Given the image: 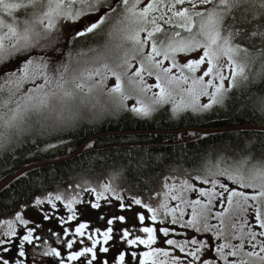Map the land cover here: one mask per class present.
Returning <instances> with one entry per match:
<instances>
[{
	"label": "snow or ice",
	"instance_id": "1",
	"mask_svg": "<svg viewBox=\"0 0 264 264\" xmlns=\"http://www.w3.org/2000/svg\"><path fill=\"white\" fill-rule=\"evenodd\" d=\"M185 3L191 5V12L188 8L176 9V5ZM141 4L142 0H0V13L4 14L0 16V29H7L0 34V72L4 73V85L8 86L7 98L0 99V108L4 109L0 112V144L28 131L31 127L28 122L33 116L42 127L60 128L84 118L87 112L97 108H124L142 117L150 116L157 106L169 102H173L174 114L189 108L194 112L208 110L223 102L225 93L237 84L238 79H249L247 61L239 59L241 52L246 57L249 56V49L237 41L257 36L264 40V31L249 32L245 26L253 21L264 20V0H173L166 5L171 16L164 22L173 28L182 29L188 35L182 36L181 31H175L159 42L156 35L164 29L157 20L163 19L164 12H161L160 17L152 15L161 11L157 0H148L143 6ZM201 8L202 10H197ZM17 10L25 13L22 27L21 21L13 15ZM85 17L88 19L80 24ZM173 18L178 22L173 24ZM68 21L78 25L76 36L95 33L101 26L113 21L107 33L110 40L117 41L112 48L107 49L113 55L109 57L106 53H100L89 61L92 67L72 69L71 74L69 66L61 64L50 75L49 63L43 56L34 58L33 53L36 49L53 48L58 43V38L53 40L52 33L58 32ZM141 33L145 35L142 36ZM124 44H130L131 49H124V55L120 56L118 52L124 48ZM149 44L150 51L145 52V46ZM258 52L264 56V49H259ZM190 53H196L198 58L178 62V55L183 54L186 58ZM109 59L111 63L108 62ZM225 59L226 64L223 63ZM133 60L137 61L139 67L133 69ZM164 61H169V66L165 67ZM14 64L17 67L12 70L11 66ZM225 67L228 69L227 77L224 75ZM173 69L178 74H174ZM144 73L150 77L155 76V83L147 84ZM95 77L100 79H94ZM110 77H114V83L107 87L106 81ZM225 80L229 82L227 89ZM26 83H31L33 87L22 91ZM149 92L152 95L146 101L142 96ZM182 94L189 97L187 102ZM177 95H180L179 103L174 100ZM201 96H207L208 103L201 104ZM133 99L135 103L129 109L127 102ZM258 104L260 110L264 111V97L258 98ZM221 164L224 166L221 167ZM210 171L213 177L210 181L194 177L202 184L211 183L210 189L195 188L187 180L181 181L180 185L182 191H194L200 197L207 198V204L199 199L186 200L182 196L171 195V199L180 200L182 204L191 207V216L187 220H184V210L179 204L169 208L167 203L162 202L159 208H154L135 195L125 198L111 182L101 183L99 191L95 187L84 188L85 192L94 195V200L90 201H83L78 196L65 199L59 193H49L43 199L37 197L34 201L36 207L48 204L56 209V201L64 204L69 215L66 219L63 216L59 218L62 225L77 221L78 213L85 215L90 209L120 210L119 213L99 215V220L106 225L103 230L100 227L90 230L89 223L77 221L74 231H70L69 224V227L63 228L64 236L69 237L64 241L68 249L66 255L63 250L54 247H50L44 255L58 257L59 264H101L98 253H109L112 249L114 264H128L125 251H120V245L126 244L130 248L143 245L149 249L139 255L135 251L131 252V258L138 259L139 264H218L219 261H223V264H264V240L257 241V236L264 237V160L252 162L251 157H245L231 164L221 160ZM217 176L225 177L242 190L219 182L215 178ZM217 185L222 191H215ZM164 187L169 189L167 183ZM171 187L175 188V185ZM247 189L252 191L248 192ZM170 192L171 189L164 193L166 198ZM217 198L222 207L225 199L227 202L223 211L215 213L220 218L219 228L208 223V205ZM101 201L105 203L102 204ZM113 201L117 203L114 204ZM81 204L84 205L82 209L75 207ZM134 206L146 209L147 214L137 211ZM161 209L165 217H171V224L179 222L181 228L192 229L195 233L216 229L213 235L217 238L225 233L226 217L231 220L232 216L238 217L252 210L255 227L260 231L249 226L248 231L244 232V227L248 225V220L245 219L241 224V235H233V239H239L240 243L216 244L215 256L211 255L210 241L199 239L196 235L183 240H163L162 243L178 249V253L172 255L164 248L152 247L157 243L159 234L165 238L170 234L165 220L160 219ZM127 211H131L133 216L122 214ZM177 212L179 216L176 215ZM43 218L47 220L49 215L45 213ZM16 220L24 225L29 223L20 213L16 214ZM147 220L155 226H148ZM134 221L139 222L138 231L146 234V237L133 235L129 230L128 225ZM5 223L9 227L6 235H15L12 222ZM231 227L235 229V224ZM33 231L34 229L29 228L22 237V242L31 244L34 239ZM244 236L250 237L247 241L251 249L249 251H244ZM2 243L4 241H0ZM257 247L259 251L256 250ZM20 255L23 256L24 252L21 251ZM159 256L169 259L159 260ZM3 264H9V261L3 260ZM103 264H110V261L105 259Z\"/></svg>",
	"mask_w": 264,
	"mask_h": 264
},
{
	"label": "trees",
	"instance_id": "2",
	"mask_svg": "<svg viewBox=\"0 0 264 264\" xmlns=\"http://www.w3.org/2000/svg\"><path fill=\"white\" fill-rule=\"evenodd\" d=\"M169 1L161 0V4L165 6ZM147 2L148 0H142L141 6ZM13 15L21 21L22 27V21L25 19L24 11L17 10ZM0 16L4 14L0 13ZM7 19L11 22L10 18ZM69 22H65V26L58 32L52 33L53 40L58 38V43L53 46L55 50L53 48L34 50V58L43 56L49 63L50 75L61 64H67L71 74L72 69L92 67L89 61L100 53H106L109 57L113 55L107 52V49L112 48L117 42L110 40L107 36L113 21L101 26V29L95 33L76 37L70 35ZM79 23L81 24L82 20ZM157 23L164 29L162 33L156 35L158 42L175 31H181L182 36L188 35L182 29L173 28L161 20H157ZM245 26L249 32L264 31V20L253 21L252 24ZM6 30V28L0 29V34ZM237 42L249 49V56L246 57L243 52L239 55L241 61H247L246 71L249 79L247 81L238 79L237 84L225 93L223 102L213 105L211 109L194 112L189 108L174 114L173 102H169L157 106L150 116L142 117L124 108L110 110L97 108L87 112L84 118L60 128L42 127L36 117H33L28 122L31 125L29 131L32 134L15 141L12 146L0 153V185L32 164L63 161L27 171L0 191V241L22 238L23 228L15 227V235L8 236L6 233L9 227L2 226L7 224L6 221L21 224L16 220L17 213H20L29 223H60L61 216L66 219L69 213L60 201L55 202L56 209H52L48 204L39 207L34 205L37 197L43 199L49 193L53 195L59 193L65 199L78 196L83 201H90L94 200V195L85 192L84 188L90 186L99 191L101 183L111 182L112 186L125 198L135 195L154 208H159L162 202L174 208L178 203L173 202L171 194H189V191L181 190V181L187 180L195 188L210 189L212 187L211 183L202 184L194 177L199 176L201 179L207 178L210 181L213 178L210 170L218 161L224 160L231 164L245 157H251L252 162L264 160V111L260 110L258 104V98L264 97V56L258 52L259 49H264V40L257 36L245 37ZM124 49H131V45L124 44V48L118 52V55L123 56ZM147 51H150V44L145 46V52ZM195 54L190 53L186 58L180 54L177 60L184 63L187 58ZM108 62L111 63V59ZM223 63L226 64V59ZM132 65L133 69L139 67L136 60L132 61ZM164 66H169V61H164ZM16 67L17 65L14 64L11 69L15 70ZM173 73L178 74L176 69H173ZM130 74L131 70H129ZM224 75L226 76L225 68ZM4 78V73L0 72V88H3V91H0V99H6L8 95V86L4 85ZM144 79L147 84L155 83V76L150 77L147 73H144ZM113 83L114 77H110L106 81V86L111 87ZM228 85V80H225L226 89ZM31 87H33L31 83H26L22 91ZM151 95L152 93L149 92L142 98L147 101ZM182 95L187 102L189 97L186 94ZM174 100L179 103L180 95H177ZM127 103L130 109L135 100ZM200 103H208V97L201 96ZM3 111L4 109L0 108V112ZM233 128L247 129L222 131ZM193 130H220V132L203 135ZM82 146H84L82 151L73 156ZM223 166L221 164V167ZM215 178L221 183L228 184L229 187L242 190L225 177ZM165 183L171 189L167 198L164 193L169 189L164 187ZM77 185L80 187H76ZM172 185H175V188H172ZM215 191L220 192L222 189L217 185ZM101 203L105 202L101 201ZM113 203L117 202L113 201ZM75 207L82 209L84 205ZM108 209V215H110L114 209L118 208ZM221 209L218 208L211 214L208 212L209 225L220 227V218L217 219L215 213L220 212ZM146 211L144 209L143 213ZM45 213L49 215L47 220L43 218ZM99 215L104 214L99 210L90 209L85 215L78 213L77 221L104 222L99 220ZM176 215L179 216L178 213ZM160 219L165 220L170 234L167 238L159 234L158 238L183 240L196 235L199 239L210 241L212 256H215L214 248L218 243H240L239 239H233V235H241L243 221L241 219L238 221L237 217L231 220L225 218L226 229L220 238L213 235L216 229L195 233L192 229L181 228L179 222L173 225L171 218L165 217L162 209ZM187 219L184 216V220ZM77 221L69 223H77ZM232 224H235V229L231 227ZM250 225L248 221L244 232L248 231L247 227ZM244 239L249 238L244 236ZM160 248H166L172 255H175L177 251L165 243L161 244ZM218 264H223V261H219Z\"/></svg>",
	"mask_w": 264,
	"mask_h": 264
},
{
	"label": "flooded vegetation",
	"instance_id": "3",
	"mask_svg": "<svg viewBox=\"0 0 264 264\" xmlns=\"http://www.w3.org/2000/svg\"><path fill=\"white\" fill-rule=\"evenodd\" d=\"M103 214H108L109 209H102L99 210ZM113 212L119 213V209H114ZM132 212L127 211L122 214L129 216ZM147 213V211H146ZM71 227L69 228L70 231H74V228L77 223H69ZM69 224L62 225L61 223H28L27 225L24 224H12V227H19L23 228V232L21 236L27 234L29 228L34 229L33 231V242L29 244L28 242H22V238L14 239V240H4V243L0 244V264H3V260H8L9 264H17L19 261L20 264H59V258L54 256H45L44 253L50 248L54 247L57 250H63L64 254L66 255L68 249L64 244V241L69 237H65L63 234V228L69 227ZM130 225V224H129ZM3 227H8V224L2 225ZM105 222H94L89 223V228L94 229L96 227H100L102 230L105 227ZM132 232V231H131ZM132 232L133 235H140L143 236V233L140 232ZM55 233V235L53 234ZM35 237H40V239H35ZM146 237V235L144 236ZM47 241V243H45ZM162 243V239L157 238V243L152 247H157L158 243ZM136 246L135 248H130L126 244L120 245V251H125L126 260L128 264H139L138 259L133 260L131 258V252L135 251L138 255L140 252L149 251V249L145 248L143 245ZM160 246V245H159ZM160 248V247H159ZM7 249V251H5ZM167 250L166 248H164ZM23 251L24 255L21 256L20 252ZM169 251V250H167ZM170 252V251H169ZM100 257L101 264H103V260L108 259L110 264H114V260L112 259L114 252L110 249L109 253H98ZM159 260L167 261L168 257L159 256L157 257Z\"/></svg>",
	"mask_w": 264,
	"mask_h": 264
},
{
	"label": "rangeland",
	"instance_id": "4",
	"mask_svg": "<svg viewBox=\"0 0 264 264\" xmlns=\"http://www.w3.org/2000/svg\"><path fill=\"white\" fill-rule=\"evenodd\" d=\"M157 2H158V7L161 9V11L154 12L153 15L156 16V17H160V16H161V12H164L163 19H158V20H161V21L164 22L165 20L168 19V17L171 16V12L166 10V5L164 6L163 4H161V0H157ZM172 2H173V0H170V1L167 2L166 4L168 5V4L172 3ZM181 8H188L190 12L192 11L191 5L188 4V3H185V4H183V5H176V9H177V10H179V9H181ZM197 10H200V9H197ZM86 18H87V17L83 18L82 21L85 20ZM177 22H178L177 19H176V18H173L172 23H177ZM68 26H69L70 29H73V28L76 26V24H73L72 22H69V23H68ZM190 58H198V55L195 54V55H193V56H191V57H189V58H187V59H190ZM187 59H186V60H187ZM186 60H185L184 62H186ZM225 73H226V77H227V76H228V69H227L226 67H225ZM199 74H200V73L198 72L197 75H199ZM206 79H207V78H206ZM153 83H154V82H153ZM153 83H152V84H153ZM33 117H34V116H33ZM33 117H32V118H33ZM30 134H32V133L28 130V131H26L25 133H23L22 135H19V136H13V138L10 140V143H9V144H8V141H7V142H4L3 144H0V153H2L4 150H7L8 147L12 146V145L14 144L15 141L20 140V139H22L23 137L28 136V135H30ZM199 188H200V187H199ZM237 190H238V189H237ZM171 195L182 196V197H183L184 199H186V200H195V199H199V200H201L204 204H207V203H208L207 198H205V197H200V196L198 195V193H196V192H194V191H189V194H171ZM225 196H226V194H225ZM214 201H215L216 203H215V202H212L210 205H208V208L211 209V210H209L210 214H211L213 211H216L218 208H222L221 211H223V207H227L226 199H225V201H224V205H223V207L221 206V204H220V202H219V198H217V199L214 200ZM173 202L180 204V208H182V209L184 210V216L187 217V218H190V216H191V212H192L191 207H189V206H187V205H185V204H182V203L180 202V200H173ZM135 208H136V209H139V211L143 213V210H144V209H140L138 206H135ZM169 208H170V207H169ZM177 213L179 214V212H177ZM145 214H147V213H145ZM132 216H133V213H131L128 217H132ZM233 217H237V216H232V218H233ZM169 218H171V217L169 216ZM216 218L219 219L218 217H216ZM232 218H231V219H232ZM237 219H238V221H239L240 219H241L242 221H244L245 219H247V220L251 223L250 226H253V230H255V231H257V232L260 231L259 228H256V227H255V219H254V214H253V211H252V210H249V211H248L247 213H245V214H240V215L237 217ZM146 224H147L148 226H154V225H152V222H151L150 220H147V221H146ZM134 225H135V226H134ZM228 225H229V224H228ZM128 227H129V230L132 231V232H135V231L139 232V231H138V227H139V222H138V221H134L133 224L128 225ZM248 227H249V226H248ZM248 227H247V230H248ZM137 232H136V233H137ZM145 235H146V234L143 233V236H142V237H144ZM248 238L250 239V237H248ZM159 239H162V241L164 240V238H159ZM259 240H264V237H259V236H257V241H259ZM247 241H248V239H244V242H245V249H244V251H249V250H251L250 247H249V245H248V243H247ZM255 242H256V241H254V243H255ZM161 244H163V243L159 242L157 247H160ZM159 245H160V246H159ZM140 248H142L141 245H140ZM256 250L259 251V247H257ZM174 253H175V251H174ZM177 253H178V249H177V251H176V254H177ZM176 254H175V255H176ZM180 255H181V257H182V254H180ZM167 260H168V259H167Z\"/></svg>",
	"mask_w": 264,
	"mask_h": 264
},
{
	"label": "water",
	"instance_id": "5",
	"mask_svg": "<svg viewBox=\"0 0 264 264\" xmlns=\"http://www.w3.org/2000/svg\"><path fill=\"white\" fill-rule=\"evenodd\" d=\"M88 19V18H87ZM83 23V22H82ZM81 23V24H82ZM78 26H76L75 28H73V30L71 31V35L72 36H76L75 35V31L77 29ZM239 129H247V128H233V129H226V130H222V131H231V130H239ZM195 132L199 133V134H203V135H208L217 131H204V130H194ZM220 132V131H219ZM84 146H82V148H80V150H78L73 156H76L78 153H80L82 151ZM72 156V157H73ZM63 161V160H61ZM61 161H55V162H51V163H40V164H34V165H30L20 171H18L17 173H15L14 175H12L11 177H9L5 182H3V184L0 185V191L5 188L10 182H12L14 179H16L17 177H19L20 175H22L23 173L36 169V168H41V167H47L50 165H55L60 163Z\"/></svg>",
	"mask_w": 264,
	"mask_h": 264
},
{
	"label": "bare ground",
	"instance_id": "6",
	"mask_svg": "<svg viewBox=\"0 0 264 264\" xmlns=\"http://www.w3.org/2000/svg\"><path fill=\"white\" fill-rule=\"evenodd\" d=\"M73 29H71V31H72ZM71 31H70V35H71ZM72 36V35H71ZM72 37H76V36H72ZM194 131V130H193ZM204 131H210V130H204ZM211 131H213V130H211ZM219 131L220 130H217V132H214V133H219ZM197 133V132H196ZM214 133H211V134H214ZM55 161H57V160H54V161H48L47 163H51V162H55ZM32 165H34V164H32ZM6 181V180H5ZM4 181V182H5ZM11 183V182H10ZM3 184V183H2Z\"/></svg>",
	"mask_w": 264,
	"mask_h": 264
}]
</instances>
